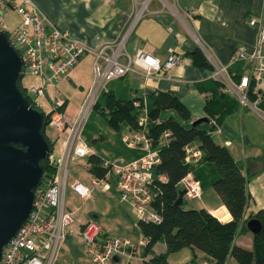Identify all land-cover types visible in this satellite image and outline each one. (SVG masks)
Wrapping results in <instances>:
<instances>
[{
    "label": "crops",
    "instance_id": "crops-1",
    "mask_svg": "<svg viewBox=\"0 0 264 264\" xmlns=\"http://www.w3.org/2000/svg\"><path fill=\"white\" fill-rule=\"evenodd\" d=\"M34 2L54 24L91 48L96 49L106 41H119L127 34L126 50L132 57L136 56L138 50L143 49L164 64L172 51L182 54L184 61L171 70L162 68L152 77H146L141 71H131L111 81L115 82V85L108 89L109 93L116 98L133 99L135 104L144 101L147 108L151 109L155 96L160 92H171L189 108L194 121L209 117L205 106L210 99L209 103L215 112L211 119L215 121L216 128L221 129L214 137L217 136L219 138L217 142L226 145L243 169L252 174L248 182V190L252 197L246 215L264 208V144L256 139L264 136V110L259 106L264 100V85L259 86L258 98L250 100L252 106H244L234 94H231L229 101H222L217 94L219 87L215 84L214 77L216 66L222 64H230L229 71L234 77L249 72L250 61L232 62V57L239 45H244L249 52L254 49L258 27L251 25L248 18L264 17V0H34ZM141 8L144 13L137 16ZM192 9L197 10V13L193 14ZM197 48L202 49L215 66L214 69L194 63L191 53ZM94 60L95 55L90 52L81 57L66 75L71 78L72 84L82 87L91 85ZM122 60L127 61L126 57ZM87 67L92 71L91 77L86 75ZM77 109L69 108L67 103L70 115H74ZM167 112L168 115L171 113ZM111 128L113 131L95 138V145L89 143L95 153L110 159L137 158V149L127 147L122 140L125 133L133 130L131 126ZM84 158L89 181L74 178L70 183L76 180L85 184L91 183L92 174L88 170V157ZM195 174L201 179L203 190L199 207L206 208L222 222L231 221L232 214L222 203L212 184L218 177L213 163H202L197 167ZM114 188L117 190L115 185L112 189ZM67 206L69 210L74 211L77 218L75 225L77 232L70 234L66 241L74 235L81 239L78 235L81 224L87 219L97 218L98 215L86 216L79 207ZM102 226L106 232L112 234L108 226ZM122 237L137 241L130 236ZM236 243L252 249L253 233L241 230L236 237ZM187 248L190 249L188 253L190 255L186 253L184 260L172 261L168 256V261L172 264H185L200 256L204 259L200 264H210L209 259L203 256L205 254L203 251ZM144 251V255L140 252V255L137 254L130 262L125 256L121 257V261L125 258L129 264H134V259L142 257L146 264L145 259L165 253L167 245L160 240L149 251L146 248ZM227 264L240 263L235 257L230 256Z\"/></svg>",
    "mask_w": 264,
    "mask_h": 264
},
{
    "label": "built area",
    "instance_id": "built-area-1",
    "mask_svg": "<svg viewBox=\"0 0 264 264\" xmlns=\"http://www.w3.org/2000/svg\"><path fill=\"white\" fill-rule=\"evenodd\" d=\"M191 11L197 13L195 9ZM5 12L17 13L21 23L9 28L5 22ZM142 13L143 8L138 10L137 16ZM248 22L258 27L256 45L251 52L244 45L237 46L232 62L250 61L249 72L236 81L229 71L230 64L218 65L214 71V77L222 81L226 91L236 95L244 106H252L249 99L251 83H256L255 91L259 90L261 84L264 85V17L250 16ZM0 30L7 32L12 44L22 53L25 61L23 74L29 73L40 79L38 86L25 87V91L31 102L41 110L40 98L51 87V111L47 116L45 133L50 138L53 130L58 137L64 138L61 156L56 157L52 152L49 159L56 166V173L48 183L37 187L31 215L18 234L5 245L0 264H54L67 236L77 232L75 213L66 205L70 165L75 159L95 153L84 138V130L102 93L108 90L107 85L111 81L131 71H141L146 77H152L162 68H175L184 61V56L172 51L162 64L159 58L140 49L132 57L126 50L127 34L119 41H106L96 49L91 48L54 24L34 0H0ZM87 52L95 55L93 80L77 112L70 115L67 111L68 98L57 83ZM123 57H126V62L122 60ZM148 120L145 108L139 120L142 129L124 134L125 145L142 152L139 157L132 160L104 158V175L92 174L90 184L76 180L70 183V187L80 197L92 198L95 191L108 192L115 185L120 201L132 205L138 220L159 224L162 215L153 202L154 168L160 161V154L153 147V141L145 129ZM211 123L214 132H221L214 120ZM170 134V130L165 131V140ZM202 157L203 151L198 143L186 146V162L197 165L202 162ZM160 179L167 180L165 176ZM181 185L185 189L184 200L202 198V182L193 171L182 178ZM78 233L88 255L97 264H118L120 256L130 259L138 253L141 245L146 246L150 242L143 234L138 242L128 237L107 235L94 218L83 222Z\"/></svg>",
    "mask_w": 264,
    "mask_h": 264
},
{
    "label": "trees",
    "instance_id": "trees-1",
    "mask_svg": "<svg viewBox=\"0 0 264 264\" xmlns=\"http://www.w3.org/2000/svg\"><path fill=\"white\" fill-rule=\"evenodd\" d=\"M191 57L198 66L215 68L200 48L193 51ZM241 77L233 76L236 81H240ZM215 82L219 87L217 94L221 100L229 101L232 95L226 91L224 83L219 79H215ZM255 87L256 83L252 82L249 88L250 100L258 98L259 90L255 91ZM209 100L205 106L209 115L208 121H202L197 125L193 124L194 120L189 108L171 92H160L154 98L153 107L148 109L144 101L136 105L133 99L116 98L106 90L95 106V110L97 109L104 116L109 126L120 129L123 125H130L134 131L142 129L139 120L145 108L148 111L147 133L153 141L154 148H157L160 154V161L154 168L153 206L161 213L162 222L157 224L138 220L137 226L143 236L150 240L144 246L148 251L160 240L166 242L167 251L145 259L146 264H172L168 261L169 254L185 247L203 251L209 256L210 264H227L230 256L235 257L240 264H264V208L246 215L252 197L248 190V182L252 174L243 169L226 145L220 144L215 139L214 135L217 133L214 132L215 128L211 123L215 112ZM259 106L264 110V100ZM167 111L171 113L168 115ZM166 130L171 132L167 140L164 138ZM50 142L51 145L54 144L53 141ZM191 143H198L203 151L200 164L195 165L185 161L186 146ZM137 154L136 157H139L142 152L137 149ZM104 158L96 153L88 156V170L91 174H105L106 169L102 167ZM204 162L213 163L218 172V177L212 184L220 195L222 203L233 216L229 222H222L206 208H185L183 204L175 205L179 191L184 189L181 185L182 178L189 171L195 173L197 167ZM42 164L45 170L40 185L48 183L56 172V166L50 161H44ZM161 176H165L167 180L162 181ZM252 218L259 219L262 228L260 232L253 234V247L249 249L238 245L236 237L241 230L250 231L247 222ZM105 233L112 235L106 231ZM78 235L80 236L79 233ZM81 242L83 243L82 238ZM137 254L136 252L132 258ZM121 257L123 256H120L118 264L121 262ZM132 258L127 259L130 262ZM185 264H199V262L197 257H194Z\"/></svg>",
    "mask_w": 264,
    "mask_h": 264
},
{
    "label": "water",
    "instance_id": "water-1",
    "mask_svg": "<svg viewBox=\"0 0 264 264\" xmlns=\"http://www.w3.org/2000/svg\"><path fill=\"white\" fill-rule=\"evenodd\" d=\"M25 61L8 34L0 30V260L3 249L28 221L36 189L49 161L52 145L45 133L47 114L30 100L22 84ZM208 121L202 117L194 125ZM185 189L179 191L176 206L184 203ZM256 234L262 223L247 222Z\"/></svg>",
    "mask_w": 264,
    "mask_h": 264
},
{
    "label": "rangeland",
    "instance_id": "rangeland-1",
    "mask_svg": "<svg viewBox=\"0 0 264 264\" xmlns=\"http://www.w3.org/2000/svg\"><path fill=\"white\" fill-rule=\"evenodd\" d=\"M4 18H5V22L9 25V28H14L16 25L21 23V17L15 12H5ZM86 75L88 77L92 76V71L89 67H87L86 69ZM70 79L71 78L67 76L63 77L57 84L59 89L68 98L69 108L75 109L80 107L90 86L89 87H86V85L85 87H82L81 85L76 86L71 83ZM87 80L88 78H86V81ZM39 83H40V79L29 73H25L22 77V84L26 88L31 87L32 85L38 86ZM114 85L115 82H111L110 84L107 85V89L112 88ZM50 97H51V87H48L47 94L42 98H40V102L42 104V110L45 111L46 114H49L51 111ZM69 112L71 111L69 110ZM145 129L147 131L148 127L146 126ZM110 131H113V129L108 125L104 116H102L97 109L93 110L84 130V138L86 139V141L90 144L95 145L96 144L95 138L99 137L100 134L106 135ZM132 131L128 133H131ZM115 133H117V131H115ZM239 137L242 139L241 135ZM110 138H112V135ZM215 139L219 140L217 136H215ZM256 139L258 140V142L264 144V136L256 137ZM50 140L54 142V144L52 145L54 155L56 157L61 156L64 145L63 136L58 137V134L52 130L50 133ZM122 140L125 143L124 135L122 136ZM87 175H88V171L86 168V158L75 159L71 162L70 177L68 179V185L66 188V205H71L74 206L75 208L79 207L82 212L86 213V216L97 214L98 216L95 219L98 220L100 224L104 226H108L112 235L114 234L119 236H130L133 239L138 240L140 238L141 233L137 226L138 219L135 214V211L131 207L129 202L120 201L118 192L115 188L108 193L95 191L93 193L92 198L80 197L70 188V182L74 178H78L81 181L88 182L89 180L87 179ZM200 202H201L200 199H196L192 201L184 200L183 206L185 208L199 209ZM143 246L144 245H141V247L139 248L138 255H140V252H143V255L145 254L144 251L145 247ZM189 251L190 249L186 247L180 251L172 252L169 255L170 260L172 261L184 260L186 253L187 255H190L188 254ZM203 256H206V259H209V256L207 254H203ZM197 259L199 264L200 261L201 262L204 261L203 257L200 256H198ZM127 262L128 261H126V259L123 258L122 261L119 262V264H127ZM133 263L145 264L142 257L140 259H134ZM54 264H96V263L93 262V260H91L90 256L86 251L84 244L81 242V239L77 235H74V236H70L69 239L66 241V243L61 247L60 253Z\"/></svg>",
    "mask_w": 264,
    "mask_h": 264
},
{
    "label": "bare ground",
    "instance_id": "bare-ground-1",
    "mask_svg": "<svg viewBox=\"0 0 264 264\" xmlns=\"http://www.w3.org/2000/svg\"><path fill=\"white\" fill-rule=\"evenodd\" d=\"M52 152H53V150H52Z\"/></svg>",
    "mask_w": 264,
    "mask_h": 264
}]
</instances>
